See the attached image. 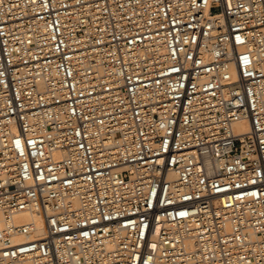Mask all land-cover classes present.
<instances>
[{
  "label": "built area",
  "instance_id": "obj_1",
  "mask_svg": "<svg viewBox=\"0 0 264 264\" xmlns=\"http://www.w3.org/2000/svg\"><path fill=\"white\" fill-rule=\"evenodd\" d=\"M0 264H264V0H0Z\"/></svg>",
  "mask_w": 264,
  "mask_h": 264
}]
</instances>
